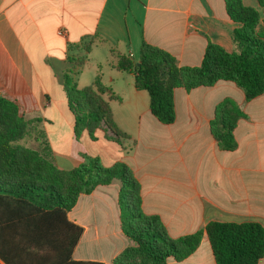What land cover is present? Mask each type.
<instances>
[{"label":"crops","instance_id":"1","mask_svg":"<svg viewBox=\"0 0 264 264\" xmlns=\"http://www.w3.org/2000/svg\"><path fill=\"white\" fill-rule=\"evenodd\" d=\"M241 2L258 11L255 29L264 32L261 5ZM238 25L224 0H0V96L29 119L19 142L38 148L43 135L56 166L71 168L90 157L103 166H129L142 211L157 215L170 236L202 229L209 220H254L264 227V90L246 99L230 80L175 87L174 118L163 123L149 111L147 92L133 86L132 72L114 66L117 54L137 60L141 40L167 50L179 65H197L208 41L231 51L230 31ZM85 41L90 47L71 75L83 86L98 74L110 87L112 119L125 133L117 140L103 124L93 139L84 130L73 136L62 75L71 68L67 56L82 54ZM224 98L239 110L230 149L210 132L215 105ZM118 189L117 178L97 184L66 212L82 228L72 258L112 264L134 244L120 227ZM167 264H215L205 232L190 254L168 257ZM256 264H264V251Z\"/></svg>","mask_w":264,"mask_h":264},{"label":"trees","instance_id":"2","mask_svg":"<svg viewBox=\"0 0 264 264\" xmlns=\"http://www.w3.org/2000/svg\"><path fill=\"white\" fill-rule=\"evenodd\" d=\"M264 10V0H257ZM226 13L239 25L231 29V51L208 41L197 65H179L167 50L144 40L138 59L117 54L115 67L131 71L133 86L148 95V109L159 121L174 118L173 89L208 86L217 80H230L246 99L264 90V32L255 29L258 11L241 0H224ZM83 53L67 56L69 71L62 75V91L72 114L76 138L84 130L95 138L103 124L117 140L125 133L112 119L109 99L115 98L109 86L95 74L89 84L77 86L72 72L84 61ZM239 110L235 103L221 99L215 105L210 132L224 149L235 145L231 133ZM29 119L18 114L13 100L0 96V264H102L96 260L71 257L81 226L66 212L81 192L97 184L119 180L117 201L121 230L134 244L124 246L112 264H167V258L180 260L197 246L204 231L215 264H256L264 251V227L257 221H207L202 229L170 236L159 217L140 207L139 185L123 162L103 166L90 157L71 168L56 166L51 149L42 137L38 148L19 142L27 133Z\"/></svg>","mask_w":264,"mask_h":264},{"label":"rangeland","instance_id":"3","mask_svg":"<svg viewBox=\"0 0 264 264\" xmlns=\"http://www.w3.org/2000/svg\"><path fill=\"white\" fill-rule=\"evenodd\" d=\"M97 50H93V56L95 57V53H96ZM27 129H28V126H27ZM34 130V129H33ZM28 132V131H27ZM27 134V133H26Z\"/></svg>","mask_w":264,"mask_h":264}]
</instances>
